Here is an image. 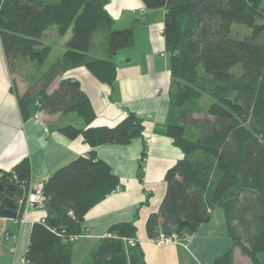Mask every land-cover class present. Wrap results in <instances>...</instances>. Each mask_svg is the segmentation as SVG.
Segmentation results:
<instances>
[{"label": "trees", "instance_id": "trees-1", "mask_svg": "<svg viewBox=\"0 0 264 264\" xmlns=\"http://www.w3.org/2000/svg\"><path fill=\"white\" fill-rule=\"evenodd\" d=\"M109 1L0 0V39L11 73L31 64L41 70L52 51L43 41L47 30L56 27L62 37L70 33L62 56L18 94V103L25 118L39 111L76 113L87 128L65 125L58 131L70 139L82 135L91 147L126 145L143 131L134 114L114 127H89L96 113L78 81L63 79L50 91L61 75L81 66L114 87V58L134 46L135 34L116 27L106 9ZM142 1L147 9L166 10L173 121L163 134L184 153L165 174L166 193L146 222L147 235L192 234L221 208L233 248L213 264H234L236 247L253 264H264V0ZM146 157L145 146L140 171ZM3 174L0 184L14 186L6 196L26 198L29 161ZM119 183L95 151L52 174L43 182L46 215L32 226L25 264H71V237L87 233L85 215ZM136 221L135 216L112 225L82 264H146Z\"/></svg>", "mask_w": 264, "mask_h": 264}, {"label": "crops", "instance_id": "crops-1", "mask_svg": "<svg viewBox=\"0 0 264 264\" xmlns=\"http://www.w3.org/2000/svg\"><path fill=\"white\" fill-rule=\"evenodd\" d=\"M106 9L118 29L133 28L135 34L134 46L120 51L114 58L117 67L114 87L100 82L81 66L61 75L50 91H54L63 79L78 81L96 113L89 127H114L134 114L142 120V136L126 145L91 147L82 135L70 139L58 131L65 125L87 128L76 113L49 115L41 112L39 118L36 114L25 118L19 108L18 94L23 95L51 65L37 70L31 64L30 77L17 81L16 76L24 69L11 73L0 39V172L11 173L27 159L31 168L29 187H35L78 157L95 151L119 178L120 190L85 215L82 225L87 233L74 240L71 264L89 260L112 225L129 222L135 216L137 238L146 264H213L233 248L221 208L214 209L210 221L191 234L187 247L179 244L157 247L146 231L150 214L159 210L165 196L167 170L184 157L174 140L163 134L165 126L173 121L169 96L170 57L162 56L166 49L163 35L166 10L147 9L142 0H110ZM58 36L57 28L52 27L44 33L43 41L52 47ZM69 38L70 33L63 37L64 46ZM145 146L147 157L140 171ZM45 215V209L29 203L24 223L1 217L0 264H25L32 226ZM4 232L16 235L17 241L2 240ZM234 264L253 263L236 247Z\"/></svg>", "mask_w": 264, "mask_h": 264}, {"label": "built area", "instance_id": "built-area-1", "mask_svg": "<svg viewBox=\"0 0 264 264\" xmlns=\"http://www.w3.org/2000/svg\"><path fill=\"white\" fill-rule=\"evenodd\" d=\"M162 56H166V53H162ZM40 107V103L37 104ZM37 118L40 117V112H37L35 115ZM4 174L0 172V179L3 178ZM12 180H15L18 182V177L16 174H14L11 177ZM24 186L21 184V187ZM43 182L38 184L35 187H29L28 194L26 198L24 197H18L15 201L18 205V212H19V219H17L18 222L24 223L26 220V214L28 212L29 203L32 204L34 207H37L38 209H45V197L43 195ZM120 189L116 190L114 193L119 192ZM1 219V217H0ZM108 234H106L107 236ZM77 239V237H71V240L74 241ZM191 234H184L182 237L178 235L177 233L173 232L171 234H167L164 232H160L155 238L151 239V242L157 246V247H164L169 246L173 244H179L183 245L185 247L188 246V244L191 242ZM2 240L4 241H17V236L14 234H11L9 232H4L2 234Z\"/></svg>", "mask_w": 264, "mask_h": 264}, {"label": "water", "instance_id": "water-1", "mask_svg": "<svg viewBox=\"0 0 264 264\" xmlns=\"http://www.w3.org/2000/svg\"><path fill=\"white\" fill-rule=\"evenodd\" d=\"M13 190V185L0 184V217L16 220L19 216L18 205L12 197L6 196L9 191Z\"/></svg>", "mask_w": 264, "mask_h": 264}, {"label": "rangeland", "instance_id": "rangeland-1", "mask_svg": "<svg viewBox=\"0 0 264 264\" xmlns=\"http://www.w3.org/2000/svg\"><path fill=\"white\" fill-rule=\"evenodd\" d=\"M241 32V30H240ZM239 33V32H238ZM241 34V33H240ZM61 39V40H60ZM65 47V48H64ZM66 49V46H64V43H63V37L61 36H58L56 38V40H54L52 42V51H51V54L49 56V58L47 59L46 63L44 64V67L48 68L50 65H52L53 63H55L58 58L63 54L64 50ZM24 67V70L20 72V76H16L17 78V81L21 80L22 77H30L29 75L33 73V69L31 68V66L27 65V66H24L22 65V69ZM241 70V66H238V68L235 70L237 72H239ZM22 73L26 76H22ZM25 80V79H24ZM26 81V80H25ZM204 104H207V101H202Z\"/></svg>", "mask_w": 264, "mask_h": 264}, {"label": "clouds", "instance_id": "clouds-1", "mask_svg": "<svg viewBox=\"0 0 264 264\" xmlns=\"http://www.w3.org/2000/svg\"><path fill=\"white\" fill-rule=\"evenodd\" d=\"M41 113V111H39Z\"/></svg>", "mask_w": 264, "mask_h": 264}]
</instances>
